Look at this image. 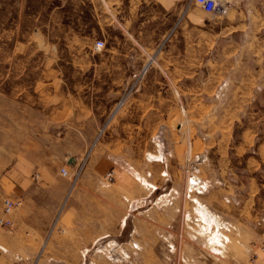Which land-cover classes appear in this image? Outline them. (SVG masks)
Returning <instances> with one entry per match:
<instances>
[{"label": "crops", "instance_id": "crops-1", "mask_svg": "<svg viewBox=\"0 0 264 264\" xmlns=\"http://www.w3.org/2000/svg\"><path fill=\"white\" fill-rule=\"evenodd\" d=\"M95 1L106 26L153 34L143 65L131 70L124 50L113 65L112 82L137 94L101 114L75 183L60 169L74 173L87 148L14 167L22 204L0 264H156L164 242L184 245L188 264H264V0H219L214 25L192 0Z\"/></svg>", "mask_w": 264, "mask_h": 264}, {"label": "rangeland", "instance_id": "rangeland-1", "mask_svg": "<svg viewBox=\"0 0 264 264\" xmlns=\"http://www.w3.org/2000/svg\"><path fill=\"white\" fill-rule=\"evenodd\" d=\"M92 1L97 3L0 0V214L4 199L11 198L6 179L17 164L35 160L53 167L87 148L86 163L110 122L101 114L122 111L137 94L136 87L112 82L121 76L113 65L121 62L120 50L129 52L125 59L131 70L143 65L145 40L154 46L153 34L138 37L136 22L137 32L128 38L118 27L104 24V8H98L100 17H93ZM225 13H207L209 22L214 25ZM98 40L105 41L101 50L95 47ZM141 73L137 81L147 72ZM13 229L0 226V256L10 251ZM157 253L161 260L156 264H188L179 242H164Z\"/></svg>", "mask_w": 264, "mask_h": 264}, {"label": "built area", "instance_id": "built-area-1", "mask_svg": "<svg viewBox=\"0 0 264 264\" xmlns=\"http://www.w3.org/2000/svg\"><path fill=\"white\" fill-rule=\"evenodd\" d=\"M197 6H199L203 11L209 14H217V13H224L227 10V7L221 3L219 0H192ZM95 47L97 49H102L105 47V41L104 40H98L95 43ZM148 70L147 67H145L141 72L146 73ZM142 74V73H141ZM190 157L188 158V162H190ZM85 166V161L82 162L78 168L75 170V172L71 175L69 168L64 166L61 168L60 172L63 176L66 177H72L73 182L75 183L78 178L80 177L83 169ZM105 179L107 181H113L114 179V171L110 170L105 174ZM22 200L21 199H13V198H5L3 203V210L0 214V226L12 228L14 227V221L12 219V215L14 211L21 206Z\"/></svg>", "mask_w": 264, "mask_h": 264}]
</instances>
